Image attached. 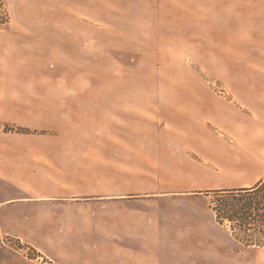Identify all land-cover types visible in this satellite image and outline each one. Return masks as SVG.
Segmentation results:
<instances>
[{
  "label": "rangeland",
  "instance_id": "obj_1",
  "mask_svg": "<svg viewBox=\"0 0 264 264\" xmlns=\"http://www.w3.org/2000/svg\"><path fill=\"white\" fill-rule=\"evenodd\" d=\"M5 1L11 21L0 27V157L51 152L36 147L55 141L56 133L65 140H148L155 132L151 110L187 93L245 96L264 124V0ZM64 95L78 97L58 99ZM116 103L141 110L140 125L119 129L125 138L102 123V115L114 114L106 106ZM90 105L92 124L84 112ZM183 196L140 204L151 205L175 236L182 222L194 225L197 211L217 219L216 210L231 197L207 191ZM235 234L242 243L222 244L220 263L258 264L264 248L244 244L264 235ZM180 248L169 244L157 259L200 264L205 256L192 245Z\"/></svg>",
  "mask_w": 264,
  "mask_h": 264
},
{
  "label": "crops",
  "instance_id": "obj_2",
  "mask_svg": "<svg viewBox=\"0 0 264 264\" xmlns=\"http://www.w3.org/2000/svg\"><path fill=\"white\" fill-rule=\"evenodd\" d=\"M182 97L151 110L148 140H65L56 133L36 147L51 152L0 157V264H38L8 240L57 264H162L157 256L173 243L181 250L208 245L197 251L205 255L200 264H221L220 246L236 240L215 216L197 211L194 225L182 222L172 236L163 217L140 202L254 186L264 178V124L245 96ZM109 107L114 114L102 115V123L120 137L124 123L142 122L135 104ZM84 112L92 124V105ZM257 262L264 264V255Z\"/></svg>",
  "mask_w": 264,
  "mask_h": 264
},
{
  "label": "trees",
  "instance_id": "obj_3",
  "mask_svg": "<svg viewBox=\"0 0 264 264\" xmlns=\"http://www.w3.org/2000/svg\"><path fill=\"white\" fill-rule=\"evenodd\" d=\"M11 17L6 8V1L0 0V27L7 26ZM17 133L26 134V130L18 128ZM213 193L230 194V198L224 200L221 207L216 210L217 221L230 229L233 237L236 231L259 232L264 235V178L252 187L239 188L228 191H207ZM229 222V226L225 224ZM240 241V240H238ZM242 243V241H240ZM246 247L264 248L263 240H249Z\"/></svg>",
  "mask_w": 264,
  "mask_h": 264
},
{
  "label": "built area",
  "instance_id": "obj_4",
  "mask_svg": "<svg viewBox=\"0 0 264 264\" xmlns=\"http://www.w3.org/2000/svg\"><path fill=\"white\" fill-rule=\"evenodd\" d=\"M10 244H12V240H8ZM17 246H19L20 249H24L23 251L26 252L27 256L34 260L37 261L38 264H57L53 259L45 257L43 255L38 254L35 250H33L30 247L23 246L22 243L19 241L15 242Z\"/></svg>",
  "mask_w": 264,
  "mask_h": 264
}]
</instances>
